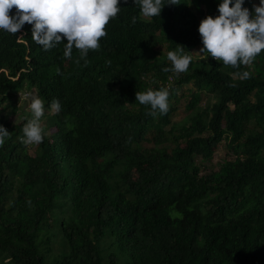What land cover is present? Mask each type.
Here are the masks:
<instances>
[{
  "label": "trees",
  "instance_id": "obj_1",
  "mask_svg": "<svg viewBox=\"0 0 264 264\" xmlns=\"http://www.w3.org/2000/svg\"><path fill=\"white\" fill-rule=\"evenodd\" d=\"M219 2L177 0L145 17L135 0H121L86 58L75 47L65 57L63 43L44 50L31 23L0 29V69L9 72L0 105L10 103L0 106L10 132L0 145V264H264V51L239 68L194 55L199 24L219 14ZM178 44L193 58L189 69L165 72ZM50 73L64 75L55 84L73 134L67 155L52 159L50 147L20 139L28 112L8 119L15 87ZM150 87L168 88L166 113L137 101ZM207 96L214 101L202 107ZM74 97L99 129L98 156L68 106ZM180 99L188 114L176 124ZM221 144L229 157L204 173Z\"/></svg>",
  "mask_w": 264,
  "mask_h": 264
},
{
  "label": "clouds",
  "instance_id": "obj_2",
  "mask_svg": "<svg viewBox=\"0 0 264 264\" xmlns=\"http://www.w3.org/2000/svg\"><path fill=\"white\" fill-rule=\"evenodd\" d=\"M135 4L140 6L143 16L157 17L161 16L166 5L181 3L178 4L177 0H167V3L165 0H135ZM244 4L245 0H220L219 14H209L201 20L198 28L203 43L201 53H210L225 65L239 68L240 65L250 64L264 51V0L254 5V12ZM14 6L17 11L13 15L10 10ZM122 8L121 0H0V29L17 33L25 22L31 23L32 37L44 50L63 43L65 57L70 58L75 47L80 51V56L86 58L89 50L101 47V37L107 35L106 25ZM136 20L137 17L133 16L132 22L135 23ZM178 45L179 48L167 53L172 65L166 66L163 69L165 72L179 73L189 69L193 58L184 51L185 46ZM26 60L29 61L30 58L26 57ZM0 75L9 76V72L6 68H1ZM239 75L241 78H249L251 73L245 69ZM20 76L21 73L10 79L17 82ZM63 77V74L50 73L30 88L15 87L16 92L11 99L15 113L13 112L10 121L22 122V111L29 113V119L23 126L24 135L20 139L25 144H33L35 150L44 145L50 147L49 159L63 153L67 155L66 143L73 138L72 127L63 112L60 92L55 84ZM169 96L170 92L166 87H150L146 91L136 92L137 101L150 105L153 116L157 112L164 114L168 111ZM2 97L4 96L0 95ZM18 99L23 101V105L17 102ZM74 101L75 97L68 106L73 107L76 112L77 124L82 130L86 147L91 139L95 155L98 156L99 129H95L96 123L86 117L85 110L78 108ZM6 103L10 104L8 101ZM6 103L0 106L5 107ZM17 119L20 121H16ZM9 135V130L0 124V145L4 144ZM94 159L92 158V168ZM60 162L62 161L57 163Z\"/></svg>",
  "mask_w": 264,
  "mask_h": 264
},
{
  "label": "rangeland",
  "instance_id": "obj_3",
  "mask_svg": "<svg viewBox=\"0 0 264 264\" xmlns=\"http://www.w3.org/2000/svg\"><path fill=\"white\" fill-rule=\"evenodd\" d=\"M255 4H259L260 0H254ZM200 47L196 48L194 50V55L195 56H202L203 54L200 52ZM188 88V87H187ZM214 100L210 99L208 96L205 97L203 99V101L201 102V106L205 107V105H207L208 103H213ZM18 103H20L21 105H23V101L21 99L17 100ZM179 109L177 111V113L173 116V121L174 123H183V121L185 120V118L187 117L188 111L186 110V100L185 99H180L179 101ZM11 117H9L8 119H10ZM16 121H20L19 119H17ZM146 146L148 147H152V144H146ZM228 151L225 148L224 144H221L219 149L217 150V152L215 153V156L213 158V160L211 162H206L204 165L206 166V170H204V173H209L211 171V169L214 170H218L219 169V165L221 162L224 161L225 158L229 157L230 154H227Z\"/></svg>",
  "mask_w": 264,
  "mask_h": 264
}]
</instances>
